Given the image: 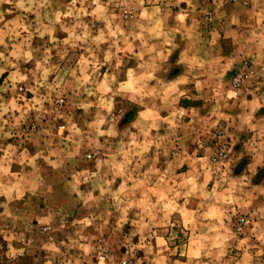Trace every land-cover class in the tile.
<instances>
[{
    "label": "rangeland",
    "instance_id": "1",
    "mask_svg": "<svg viewBox=\"0 0 264 264\" xmlns=\"http://www.w3.org/2000/svg\"><path fill=\"white\" fill-rule=\"evenodd\" d=\"M0 264H264V0H0Z\"/></svg>",
    "mask_w": 264,
    "mask_h": 264
}]
</instances>
